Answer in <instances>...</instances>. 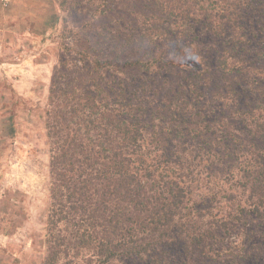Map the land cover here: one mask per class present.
Here are the masks:
<instances>
[{"label":"trees","instance_id":"trees-1","mask_svg":"<svg viewBox=\"0 0 264 264\" xmlns=\"http://www.w3.org/2000/svg\"><path fill=\"white\" fill-rule=\"evenodd\" d=\"M144 8L52 79L44 264H264V0Z\"/></svg>","mask_w":264,"mask_h":264},{"label":"rangeland","instance_id":"rangeland-1","mask_svg":"<svg viewBox=\"0 0 264 264\" xmlns=\"http://www.w3.org/2000/svg\"><path fill=\"white\" fill-rule=\"evenodd\" d=\"M61 1L0 0L1 24L11 22L27 38L0 33V264H44L51 203L46 111L60 61L81 66L82 45L143 35L146 0H119L109 12L99 1L77 11Z\"/></svg>","mask_w":264,"mask_h":264},{"label":"crops","instance_id":"crops-1","mask_svg":"<svg viewBox=\"0 0 264 264\" xmlns=\"http://www.w3.org/2000/svg\"><path fill=\"white\" fill-rule=\"evenodd\" d=\"M8 1L10 2L11 0H8ZM8 13H10V11H8ZM23 13L26 14L25 17H24V20L26 21V23L29 22V18L27 16L28 12L27 11H23ZM3 22H4L3 24H1V22H0V33L8 31V32H13L16 35L18 34V36L20 37V33H18V31H19L18 26H17V28H15L16 26L14 24H13V26H10V24H12V23L11 22H7V20H5ZM16 31H17V33H16ZM20 39L24 41L27 38L24 37V36H21Z\"/></svg>","mask_w":264,"mask_h":264}]
</instances>
